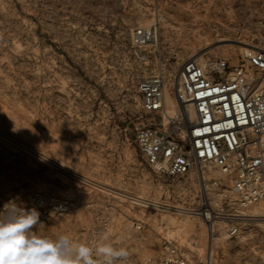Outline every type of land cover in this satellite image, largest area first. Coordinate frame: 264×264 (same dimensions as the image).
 Wrapping results in <instances>:
<instances>
[{
    "label": "rangeland",
    "instance_id": "obj_1",
    "mask_svg": "<svg viewBox=\"0 0 264 264\" xmlns=\"http://www.w3.org/2000/svg\"><path fill=\"white\" fill-rule=\"evenodd\" d=\"M150 27L155 40L137 47L136 30ZM249 48L264 50V0H0V130L71 170L36 155L5 161L0 197L23 203L37 192L74 202L36 225L37 234L76 242L105 236L102 243L128 251L120 264H164L168 243L190 264H264V204L234 212L195 171L173 178L154 170L135 139L144 118L140 81L165 78L172 115L184 61L234 65ZM208 174L225 181L217 169ZM203 193L208 208L242 216L237 235L223 219L210 230L178 211L202 207Z\"/></svg>",
    "mask_w": 264,
    "mask_h": 264
},
{
    "label": "built area",
    "instance_id": "obj_2",
    "mask_svg": "<svg viewBox=\"0 0 264 264\" xmlns=\"http://www.w3.org/2000/svg\"><path fill=\"white\" fill-rule=\"evenodd\" d=\"M155 38V28H142L136 30L134 42L140 48ZM138 91L144 118L135 127V139L150 167L173 178L195 171L200 186L205 191H220L224 200L232 202L234 212L264 204V50L246 49L234 65L226 59L184 61L173 83L182 107L172 115L166 109L163 76L140 81ZM34 151L0 130V166L34 156ZM211 169L224 175V183L209 178ZM9 201L35 208L40 213L39 224L75 207L72 201L36 192L23 203L0 197V209ZM200 208L203 215L198 216L206 222L223 219L229 235L238 234L239 215L217 212L204 201ZM162 262L190 264L173 243L165 245Z\"/></svg>",
    "mask_w": 264,
    "mask_h": 264
},
{
    "label": "clouds",
    "instance_id": "obj_3",
    "mask_svg": "<svg viewBox=\"0 0 264 264\" xmlns=\"http://www.w3.org/2000/svg\"><path fill=\"white\" fill-rule=\"evenodd\" d=\"M40 213L9 201L0 209V264H120L129 257L101 236L95 242H76L67 234L39 235L34 226Z\"/></svg>",
    "mask_w": 264,
    "mask_h": 264
},
{
    "label": "bare ground",
    "instance_id": "obj_4",
    "mask_svg": "<svg viewBox=\"0 0 264 264\" xmlns=\"http://www.w3.org/2000/svg\"><path fill=\"white\" fill-rule=\"evenodd\" d=\"M173 95H174V93H173ZM167 103V100H166V94H165V104ZM171 105H172V107H173V110H172V112L173 111H175L177 108H178V106H180V107H182V105H181V103H179L177 100H176V98H175V95H174V98H173V100H171ZM166 109H167V104H166ZM185 117L186 118H188L189 117V113L188 112H186V115H185ZM35 152V155H37L39 158H41V159H43V160H45L46 162H48V163H50V164H52V165H54V166H56L58 169H60L61 171H67V173H69V171H71V170H69L68 168H67V166H65L63 163H61V162H59V161H57V160H54V159H52V158H50V157H47L44 153H42V152H38L37 150L36 151H34ZM71 173H74L73 171L71 172ZM74 174H76V173H74ZM73 174V175H74ZM80 176V175H79ZM81 178V177H80ZM86 180H88V179H86ZM90 182V181H89ZM93 184V183H92ZM109 191V190H108ZM112 193H114V192H112ZM125 195V194H124ZM132 199H133V201H138L137 203H139V202H141V203H143V204H145V205H148V206H152V207H155V208H162V209H166V210H177V208L175 207V206H167V205H164V204H160L159 202L158 203H155V202H151V201H149V200H144V199H137V198H135V197H131ZM130 199V198H129ZM203 201H204V205H208L209 203L207 202V198H206V196H205V193H203ZM140 203V204H141ZM162 203V202H161ZM181 209V208H180ZM200 210H202L201 208H190V209H188V210H179L178 209V211H180V212H187V213H190V214H192V215H203V211H200ZM216 218V217H222V216H213V218ZM241 217L242 216H238L237 218L238 219H241ZM218 220V219H217ZM216 220V221H217ZM242 220V219H241ZM214 224H215V222H214V220H212V221H210V222H208L207 223V225H209L211 228H210V230H212V228L214 227Z\"/></svg>",
    "mask_w": 264,
    "mask_h": 264
}]
</instances>
